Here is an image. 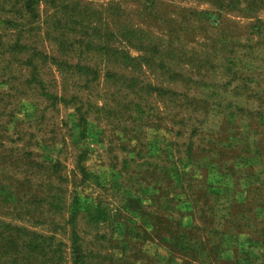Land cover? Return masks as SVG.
Returning <instances> with one entry per match:
<instances>
[{
	"label": "rangeland",
	"instance_id": "rangeland-1",
	"mask_svg": "<svg viewBox=\"0 0 264 264\" xmlns=\"http://www.w3.org/2000/svg\"><path fill=\"white\" fill-rule=\"evenodd\" d=\"M0 264H264V0H0Z\"/></svg>",
	"mask_w": 264,
	"mask_h": 264
}]
</instances>
